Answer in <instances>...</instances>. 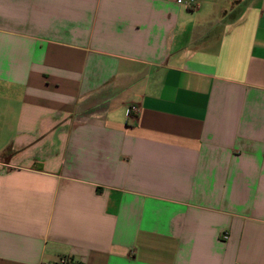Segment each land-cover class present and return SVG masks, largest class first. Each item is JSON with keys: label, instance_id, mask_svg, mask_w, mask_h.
Returning <instances> with one entry per match:
<instances>
[{"label": "crops", "instance_id": "obj_1", "mask_svg": "<svg viewBox=\"0 0 264 264\" xmlns=\"http://www.w3.org/2000/svg\"><path fill=\"white\" fill-rule=\"evenodd\" d=\"M61 256L264 264V0H0V264Z\"/></svg>", "mask_w": 264, "mask_h": 264}, {"label": "built area", "instance_id": "obj_2", "mask_svg": "<svg viewBox=\"0 0 264 264\" xmlns=\"http://www.w3.org/2000/svg\"><path fill=\"white\" fill-rule=\"evenodd\" d=\"M178 3L182 2V0H176ZM138 112V107L135 104L129 105L127 108V114L128 115H134ZM223 238H226L227 235L223 234L222 236ZM57 264H75L74 261L72 260V258H70L69 256H61L58 260H57Z\"/></svg>", "mask_w": 264, "mask_h": 264}]
</instances>
